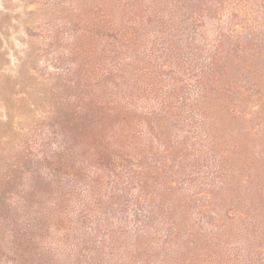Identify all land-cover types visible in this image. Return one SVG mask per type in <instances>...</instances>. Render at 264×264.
<instances>
[{
	"label": "rangeland",
	"instance_id": "1",
	"mask_svg": "<svg viewBox=\"0 0 264 264\" xmlns=\"http://www.w3.org/2000/svg\"><path fill=\"white\" fill-rule=\"evenodd\" d=\"M0 264H264V0H0Z\"/></svg>",
	"mask_w": 264,
	"mask_h": 264
}]
</instances>
